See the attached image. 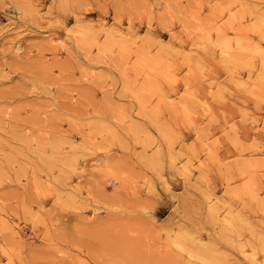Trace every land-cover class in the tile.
Here are the masks:
<instances>
[{
  "label": "rangeland",
  "instance_id": "rangeland-1",
  "mask_svg": "<svg viewBox=\"0 0 264 264\" xmlns=\"http://www.w3.org/2000/svg\"><path fill=\"white\" fill-rule=\"evenodd\" d=\"M0 264H264V0H0Z\"/></svg>",
  "mask_w": 264,
  "mask_h": 264
}]
</instances>
